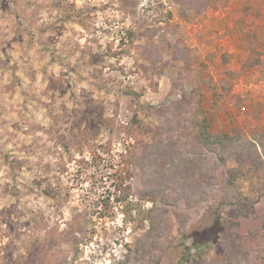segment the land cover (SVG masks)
Wrapping results in <instances>:
<instances>
[{
  "label": "rangeland",
  "instance_id": "374dc122",
  "mask_svg": "<svg viewBox=\"0 0 264 264\" xmlns=\"http://www.w3.org/2000/svg\"><path fill=\"white\" fill-rule=\"evenodd\" d=\"M0 264H264V0H0Z\"/></svg>",
  "mask_w": 264,
  "mask_h": 264
}]
</instances>
